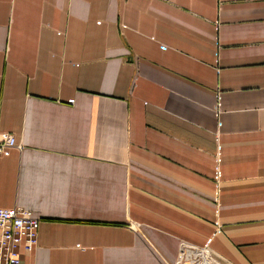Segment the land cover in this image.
Listing matches in <instances>:
<instances>
[{
  "label": "crops",
  "instance_id": "crops-1",
  "mask_svg": "<svg viewBox=\"0 0 264 264\" xmlns=\"http://www.w3.org/2000/svg\"><path fill=\"white\" fill-rule=\"evenodd\" d=\"M7 135L20 264H264V0H0Z\"/></svg>",
  "mask_w": 264,
  "mask_h": 264
},
{
  "label": "built area",
  "instance_id": "built-area-1",
  "mask_svg": "<svg viewBox=\"0 0 264 264\" xmlns=\"http://www.w3.org/2000/svg\"><path fill=\"white\" fill-rule=\"evenodd\" d=\"M12 147H17L13 135L0 139V153ZM39 223L30 210L0 207V264H20L19 249L31 251L36 246ZM184 246L189 250L183 253ZM177 264L217 263L208 249L181 245Z\"/></svg>",
  "mask_w": 264,
  "mask_h": 264
},
{
  "label": "bare ground",
  "instance_id": "bare-ground-1",
  "mask_svg": "<svg viewBox=\"0 0 264 264\" xmlns=\"http://www.w3.org/2000/svg\"><path fill=\"white\" fill-rule=\"evenodd\" d=\"M186 250H189V249H187V247L184 246V247L182 248V252L184 253V252H186ZM187 252H188V251H187Z\"/></svg>",
  "mask_w": 264,
  "mask_h": 264
}]
</instances>
